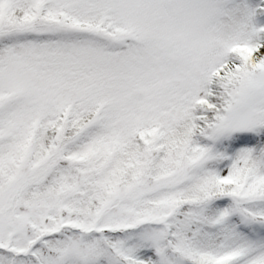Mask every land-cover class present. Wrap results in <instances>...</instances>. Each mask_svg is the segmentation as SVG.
<instances>
[{
    "label": "snow or ice",
    "instance_id": "1",
    "mask_svg": "<svg viewBox=\"0 0 264 264\" xmlns=\"http://www.w3.org/2000/svg\"><path fill=\"white\" fill-rule=\"evenodd\" d=\"M0 264H264V0H0Z\"/></svg>",
    "mask_w": 264,
    "mask_h": 264
}]
</instances>
